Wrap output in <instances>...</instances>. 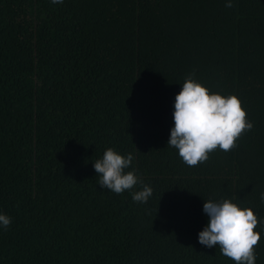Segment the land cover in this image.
I'll use <instances>...</instances> for the list:
<instances>
[{
  "label": "trees",
  "instance_id": "1",
  "mask_svg": "<svg viewBox=\"0 0 264 264\" xmlns=\"http://www.w3.org/2000/svg\"><path fill=\"white\" fill-rule=\"evenodd\" d=\"M190 74L253 125L195 166L167 146ZM107 148L142 184L101 189ZM261 193L264 0H0V264H235L198 243L203 202L238 198L260 231Z\"/></svg>",
  "mask_w": 264,
  "mask_h": 264
},
{
  "label": "clouds",
  "instance_id": "2",
  "mask_svg": "<svg viewBox=\"0 0 264 264\" xmlns=\"http://www.w3.org/2000/svg\"><path fill=\"white\" fill-rule=\"evenodd\" d=\"M52 4H63L64 0H51ZM233 0H225V7L231 8ZM173 125L167 146L174 147L179 157L188 166H195L208 159L213 150L225 152L235 146L236 139L245 130H250L252 122L246 119V111L241 100L234 94L224 95L213 92L194 74L188 75L175 95L172 111ZM131 153L121 154L114 148H107L102 157L93 162V168L101 189L115 194L142 184L136 170L126 171L133 162ZM153 195V188L143 184L132 192V200L147 203ZM264 200V193H261ZM203 213L207 223L198 232V243L207 248L219 247L220 253L235 264H256L254 246L261 238L260 231H254L258 217L252 208L239 199L210 198L204 200ZM12 217L0 211V230L7 229ZM260 223H264L261 220Z\"/></svg>",
  "mask_w": 264,
  "mask_h": 264
}]
</instances>
